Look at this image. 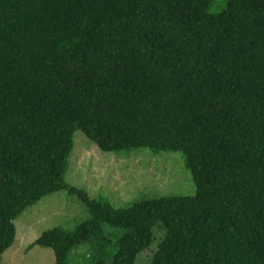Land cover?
<instances>
[{"label":"trees","instance_id":"16d2710c","mask_svg":"<svg viewBox=\"0 0 264 264\" xmlns=\"http://www.w3.org/2000/svg\"><path fill=\"white\" fill-rule=\"evenodd\" d=\"M212 3L0 0V263L16 219L65 190L92 219L36 240L56 264L106 225L127 230L113 264H264V0ZM77 130L103 152H183L196 196L112 212L66 182Z\"/></svg>","mask_w":264,"mask_h":264},{"label":"rangeland","instance_id":"374dc122","mask_svg":"<svg viewBox=\"0 0 264 264\" xmlns=\"http://www.w3.org/2000/svg\"><path fill=\"white\" fill-rule=\"evenodd\" d=\"M229 1L213 0L210 13L223 12ZM65 179L92 199L108 205L114 213L144 200L197 194L183 152L148 148L103 152L79 130L75 133ZM90 219L91 213L77 195L65 190L48 195L16 219L15 242L0 264H56L54 251L35 245L36 240L57 227L73 232ZM126 233V229H110L106 225L100 245L85 243L74 247L68 256L69 264H98L103 259L104 264H113L111 256L118 251V242ZM155 238L151 246L154 249L163 238L159 228ZM151 256L152 250L143 253L136 264H142Z\"/></svg>","mask_w":264,"mask_h":264}]
</instances>
